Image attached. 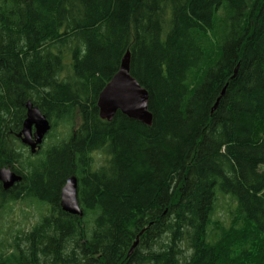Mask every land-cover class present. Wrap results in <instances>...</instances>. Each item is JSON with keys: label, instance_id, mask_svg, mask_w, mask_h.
Here are the masks:
<instances>
[{"label": "trees", "instance_id": "trees-1", "mask_svg": "<svg viewBox=\"0 0 264 264\" xmlns=\"http://www.w3.org/2000/svg\"><path fill=\"white\" fill-rule=\"evenodd\" d=\"M127 52L150 126L98 115ZM27 102L51 127L35 155ZM261 166L264 0H0V169L22 177L0 217L45 210L0 264H264ZM70 177L82 218L59 205Z\"/></svg>", "mask_w": 264, "mask_h": 264}, {"label": "water", "instance_id": "water-1", "mask_svg": "<svg viewBox=\"0 0 264 264\" xmlns=\"http://www.w3.org/2000/svg\"><path fill=\"white\" fill-rule=\"evenodd\" d=\"M129 60L130 55L127 52L120 62L118 72L100 92L96 103L98 115L101 120L111 122L115 114L119 112L130 120L150 126L152 116L148 111V94L130 75ZM217 102L213 109L216 108ZM25 109L26 117L17 138L23 146L28 148L31 155H35L51 127L46 116L32 103L27 102ZM21 180L22 177L9 168L0 169V184L4 191L10 190ZM59 205L62 212L82 218L83 212L78 203V183L75 177L66 180L61 189ZM136 245L137 242L133 244L129 254Z\"/></svg>", "mask_w": 264, "mask_h": 264}, {"label": "rangeland", "instance_id": "rangeland-1", "mask_svg": "<svg viewBox=\"0 0 264 264\" xmlns=\"http://www.w3.org/2000/svg\"><path fill=\"white\" fill-rule=\"evenodd\" d=\"M46 141L45 137L39 150H41ZM260 170L264 172V166H261ZM225 202L228 208L224 207L221 209L222 211L218 213L217 218L224 224H229V214L227 212L233 208V205L228 199ZM44 211L43 208L38 207L34 203L23 202L12 204L0 217V240H6L10 234L16 235L29 230L38 221L40 216L44 214Z\"/></svg>", "mask_w": 264, "mask_h": 264}, {"label": "bare ground", "instance_id": "bare-ground-1", "mask_svg": "<svg viewBox=\"0 0 264 264\" xmlns=\"http://www.w3.org/2000/svg\"><path fill=\"white\" fill-rule=\"evenodd\" d=\"M71 27V26H70ZM61 29V28H60ZM173 29V28H172ZM204 35V34H203ZM213 39V38H212ZM4 41V40H3ZM18 48V47H17ZM241 55V54H240ZM61 57V56H60ZM208 64V63H207ZM54 72V71H53ZM61 73V72H60ZM196 74V73H195ZM194 76V75H193ZM104 82V81H103ZM62 84V83H61ZM84 85V84H83ZM54 89V88H53ZM26 93V92H25ZM38 100V99H37ZM152 116V115H151ZM42 146V145H41ZM96 150H98V149H96ZM109 156V155H108ZM4 168H9V167H4ZM11 171H12V169L11 168H9ZM12 172H14V171H12ZM15 173V172H14ZM82 210V209H81ZM178 215V214H177ZM136 218V217H135ZM146 221V220H145ZM68 222V221H67ZM131 225V224H130ZM133 225V224H132ZM130 227V226H129ZM134 228V227H133ZM130 229V228H129ZM128 231V230H127ZM150 261V260H149ZM148 263V262H147Z\"/></svg>", "mask_w": 264, "mask_h": 264}]
</instances>
